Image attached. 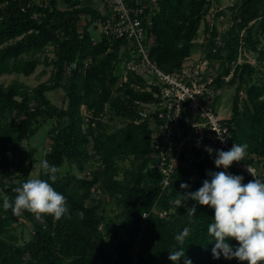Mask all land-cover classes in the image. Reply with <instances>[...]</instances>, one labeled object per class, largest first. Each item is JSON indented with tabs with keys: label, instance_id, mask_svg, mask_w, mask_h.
I'll return each mask as SVG.
<instances>
[{
	"label": "trees",
	"instance_id": "trees-1",
	"mask_svg": "<svg viewBox=\"0 0 264 264\" xmlns=\"http://www.w3.org/2000/svg\"><path fill=\"white\" fill-rule=\"evenodd\" d=\"M59 1L39 4L34 0H0V76L14 72L32 74L42 63L38 54L48 45L55 47L54 71L49 80L35 87L23 82L5 85L0 81V172L19 171L26 162L24 140L34 136L49 119H57L45 159L60 169L53 187L66 197L69 208V214L59 221L45 216L40 222L31 213L22 212L34 227L32 238L23 244L6 237L8 225L19 221L20 215L1 208L0 264H173L169 252L180 247L174 237L185 226L192 229L183 245L192 264H240L222 255L220 259L213 258L214 241L207 233L214 217L211 207L187 200L178 208L171 201L178 192L198 190L204 180L211 179L209 172L241 175L243 183L251 180L232 168H216L213 156L197 152L190 164L180 167L165 185V176L153 165L149 122H138V107L134 103L135 98L148 96L130 83L119 86L124 65L132 59L129 41L105 36L96 41L90 31L92 23L80 30L79 21L84 14L93 21L99 18L98 9L82 0H62L68 4L63 8ZM207 4L208 0H158L157 7L146 10L144 21L154 38L150 55L161 68L175 70L191 56L193 39ZM262 15L264 0H243L235 16L240 21L228 31L224 45L217 47L213 39L206 46V57L219 63L216 82L220 89L237 85L228 123L236 142L248 145L245 157L260 169V179L264 180V166L252 157L264 158V84L250 86L245 80L248 71L250 76L255 71L250 63L237 66L229 81L223 78L231 71L229 65L238 59L243 39L257 48L259 39H255L248 24ZM243 29L247 32L241 36ZM261 52L264 55V50ZM88 57L90 61L84 63ZM243 87L248 94L241 104ZM58 88L66 91L67 107L55 105L47 95ZM106 115H118L127 122L113 127L103 120ZM130 156L141 161L133 163L123 178L102 186L101 168L113 170L117 159ZM94 157L99 159L100 167L92 178L62 174L66 162L83 169L84 163ZM41 179L48 177L43 174ZM26 180L9 186L8 197L14 199V189ZM182 183L189 187L181 189ZM99 186L110 198L117 199L126 221L124 233L118 224L104 223L101 204L87 203L90 190ZM193 206L195 223H190L186 211ZM154 207L168 210V216L161 217ZM80 212L84 219L79 217ZM107 236L116 240L114 251L108 249ZM228 242L238 246L235 240Z\"/></svg>",
	"mask_w": 264,
	"mask_h": 264
},
{
	"label": "built area",
	"instance_id": "built-area-1",
	"mask_svg": "<svg viewBox=\"0 0 264 264\" xmlns=\"http://www.w3.org/2000/svg\"><path fill=\"white\" fill-rule=\"evenodd\" d=\"M104 3L108 11L100 12L93 23L102 37L129 41L132 59L124 65L119 86L130 83L148 96L135 98L134 103L138 107V122H149L153 165L165 176V185L180 167L190 164L195 153L209 154L206 148L210 147L213 152L209 155L216 159L217 150L228 151L234 143L238 144L229 119L222 117L215 107V98L221 91L216 82L219 63L208 57L187 58L180 68L164 70L151 58L154 38L144 21L146 10L157 7L158 0H104ZM234 72L235 67L223 78L229 81ZM217 132L226 135L224 143ZM249 167L260 178L258 167L247 157L230 168L252 181ZM153 210L161 217L169 214L168 210L156 207Z\"/></svg>",
	"mask_w": 264,
	"mask_h": 264
},
{
	"label": "rangeland",
	"instance_id": "rangeland-1",
	"mask_svg": "<svg viewBox=\"0 0 264 264\" xmlns=\"http://www.w3.org/2000/svg\"><path fill=\"white\" fill-rule=\"evenodd\" d=\"M34 1L42 4L46 0ZM242 1L243 0H208V4L203 9L204 15L201 23L199 24L197 35L193 39L195 46L193 47L191 56L187 58L197 59L200 57H206L208 53L206 46L213 39H215L217 47L224 45V39L228 31L233 27L234 24L240 21V19H238V21L235 20V16ZM82 3H91L101 13L108 11L104 0H82ZM58 4L63 8L68 6V4L62 0H60ZM89 22L92 23L90 24V31L92 32L94 39L97 41L102 37V35L100 30L95 27L93 19L90 15H82V18L79 21V29L82 30L83 27ZM248 27L253 29L255 39H259L258 46L257 48L249 46L243 39L239 45V57L236 61L232 62L229 67L230 69L235 67L236 72L237 66H240L244 63H250L255 68V71H253L252 76H250V72L248 71L245 80L248 81L250 86H263L264 55L261 51L264 50V15L255 20H251L248 24ZM246 32L247 29H243L241 31V36H244ZM214 35L216 36L214 37ZM54 49L55 47L53 45H48L44 52L38 54L42 63L38 65L37 69L32 74L25 75L23 73L17 72L5 73L0 76V81L5 85L23 82L29 87H35L39 83L49 80L54 71V65L52 63V61L55 60ZM215 49L214 52L216 51ZM89 61L90 57H88L84 63H88ZM67 66L70 65L67 64ZM213 69H215V66ZM236 87L237 85H225L221 89L220 94L215 98V107L219 114L224 118L229 119L232 115ZM247 94V90L243 87L240 92V101H242L241 104H243L245 101ZM47 95L55 105L59 107H67L69 99L67 97L66 91L63 88L48 91ZM82 111L85 112L86 108L83 107ZM103 120L113 127L122 126L127 122L124 117L118 115H106ZM56 125L57 119L51 118L39 128L34 136H32L30 139L24 140V145L26 148V162L19 171H17L15 174H9L4 171L0 172V177L4 178L3 180L0 178V209L3 208L4 198L9 196V186L25 179L41 178V176L44 174L40 168V161L45 159L47 152L50 150V146L53 141L51 129ZM252 157L254 161L256 160V162H259V166H264V158H261L257 155H252ZM139 161H141L140 158L136 159L134 156L119 158L117 159L113 170L105 171L104 168H101V185L103 186L105 183H111L114 179L123 178L126 170L130 169L133 163L137 164ZM99 167V159L94 157L93 159H89L84 163L83 169H80L76 163L71 164L66 162L61 168V171L64 175L71 173L80 178H92L94 175L93 173L97 171ZM89 195L90 196L87 198V203L91 205L101 204V211H103V214L105 215L104 223H116L118 224L120 231L124 233L126 221L124 216L121 214V207L118 204L117 199L110 198L106 193L103 192V188L100 186L97 188H92ZM8 227L9 230L6 234V237L13 242L23 244L32 238L34 231L33 224L24 216L23 213L20 214L19 221L12 222L10 225H8ZM106 242L109 251H114L116 240H114L111 236H107Z\"/></svg>",
	"mask_w": 264,
	"mask_h": 264
},
{
	"label": "clouds",
	"instance_id": "clouds-1",
	"mask_svg": "<svg viewBox=\"0 0 264 264\" xmlns=\"http://www.w3.org/2000/svg\"><path fill=\"white\" fill-rule=\"evenodd\" d=\"M221 143L225 142V134L218 133ZM247 144H233L228 151L217 150L214 160L216 168L227 170L234 163L245 160ZM211 154L212 148H206ZM40 168L48 179L30 178L17 186L14 199L5 197L4 210H11L14 215L27 211L34 215L37 221L43 222L45 216H52L56 221L69 214L67 200L64 195L53 187L58 179L60 169L51 165L47 159L40 161ZM254 179L243 183V176L232 175L227 171L209 172L210 180L203 181L202 186L194 192H178L177 198L171 201L178 208L187 200L195 201L201 206L214 210L212 222L207 226V233L213 238L212 256L220 259H236L240 264H264V180L257 178L255 172L248 168ZM51 181V183L49 182ZM188 184L182 183L181 189H187ZM84 219V213H78ZM186 215L190 223H195L196 207L187 208ZM192 229L185 226L174 239L180 247L173 248L169 260L173 264H192L185 255L183 247ZM235 240L234 247L228 241Z\"/></svg>",
	"mask_w": 264,
	"mask_h": 264
},
{
	"label": "water",
	"instance_id": "water-1",
	"mask_svg": "<svg viewBox=\"0 0 264 264\" xmlns=\"http://www.w3.org/2000/svg\"><path fill=\"white\" fill-rule=\"evenodd\" d=\"M250 1V0H249Z\"/></svg>",
	"mask_w": 264,
	"mask_h": 264
}]
</instances>
